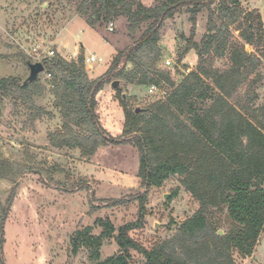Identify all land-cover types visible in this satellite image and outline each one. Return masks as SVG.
Wrapping results in <instances>:
<instances>
[{
  "label": "trees",
  "instance_id": "obj_1",
  "mask_svg": "<svg viewBox=\"0 0 264 264\" xmlns=\"http://www.w3.org/2000/svg\"><path fill=\"white\" fill-rule=\"evenodd\" d=\"M73 1L93 28L125 18V31L133 42L117 51L107 69L94 79L88 77L81 53L76 59L54 53L42 60L49 75L46 82L63 119L61 128L49 134V141L57 148H78L86 156L108 145H134L139 154L137 176L144 192L136 197L137 222L115 231L109 220L97 219L99 234H90V227L75 232L70 239L72 251L86 248L94 260L91 264H131V250L144 257L143 264H234L233 251L243 257L251 255L264 227V103L253 105L258 99L255 86L263 79L262 62L245 44L264 48L260 13L245 9L241 2L247 0H153L149 6L140 0ZM203 10L207 12L205 32L195 41L197 14ZM181 12L188 14L191 28L179 56L193 49L198 62L176 84L159 64L163 55L158 41L164 21ZM231 26L241 41H234ZM216 57H226L229 64L215 67ZM23 58L25 63L29 59ZM115 79L132 85L168 86L171 91L164 100L138 112L120 96L123 127L120 134L112 135L99 122L95 109L103 85ZM207 79L211 83H206ZM22 81L1 78L0 93L38 113L41 108L33 97L41 94L45 85L39 77L25 85ZM174 174L200 203L181 224V254L167 251L164 242L146 248L129 234L142 226L147 192ZM18 175L11 161L0 159V179L15 183ZM15 190L14 184L5 201L0 200V264H5L4 223ZM209 208L226 213L230 227L223 234L209 221ZM105 239H112L118 252L100 259L99 248Z\"/></svg>",
  "mask_w": 264,
  "mask_h": 264
},
{
  "label": "rangeland",
  "instance_id": "obj_2",
  "mask_svg": "<svg viewBox=\"0 0 264 264\" xmlns=\"http://www.w3.org/2000/svg\"><path fill=\"white\" fill-rule=\"evenodd\" d=\"M140 1L146 6L153 4V0ZM241 3L247 10L259 11L264 24V0H251L252 6L248 1ZM206 19L205 10L197 14L195 41L205 32ZM111 22V31L109 23L97 28L89 26L73 0H0V79L24 80L28 76L23 58L27 54L21 46L29 51L47 46L66 59H76L79 53L84 58L89 54L100 56L103 62L85 64L88 77L96 78L107 69L117 51L133 42L125 31V18ZM190 28L188 14L181 12L166 19L160 29L158 44L163 57L159 64L171 73L176 84L198 62L193 49L179 56ZM230 29L234 41H241L239 32L233 26ZM245 49L253 51L262 62L259 68L263 79L255 86L258 99L253 104L260 106L264 103V48L245 44ZM228 64L226 57L214 58L215 67L224 68ZM38 77L45 85L42 93L33 97L35 105L41 108L38 113L35 109L31 112L22 101L0 93V159H8L19 171L15 183L0 179L1 202L16 185L4 223L2 255L5 264H91L94 260L86 248L80 246L75 253L72 251L71 236L87 227L91 228L90 234H99L97 219L109 220L115 231L121 225L137 222L140 213L136 197L144 192L137 176L138 150L130 144L108 145L86 156L78 148L53 146L49 134L61 128L63 119L54 104L45 72ZM115 80L119 81L118 88L112 87L111 82L103 85L95 109L99 122L112 135L120 134L123 127L120 96L124 95L129 108L146 111L171 91L168 86H160L150 93L146 85ZM206 83L211 82L207 79ZM180 179L177 174L171 175L160 187L147 192L142 226L129 232L144 247L164 242L167 251L181 254V224L199 209L200 203L184 189ZM208 210L207 217L217 224V232H226L230 227L226 213ZM260 238L256 256L243 257L233 251L234 264H264V227ZM117 252L115 242L105 239L99 248V258ZM130 254L131 264H143L140 253L131 250Z\"/></svg>",
  "mask_w": 264,
  "mask_h": 264
},
{
  "label": "built area",
  "instance_id": "obj_3",
  "mask_svg": "<svg viewBox=\"0 0 264 264\" xmlns=\"http://www.w3.org/2000/svg\"><path fill=\"white\" fill-rule=\"evenodd\" d=\"M108 29L111 31L113 29V22H109V27ZM21 48L26 52L27 57L32 61V62H41L45 58H49L50 56L54 55V51L52 49H47L48 47L44 46L43 49H40L39 47H33L31 51L28 49H25L24 47L21 46ZM95 62H103V58L100 56H97L95 54H89V56L85 57L84 63L89 66L92 63ZM49 76V75H47ZM157 87L155 85H150L148 90L149 92H155L157 91Z\"/></svg>",
  "mask_w": 264,
  "mask_h": 264
},
{
  "label": "water",
  "instance_id": "obj_4",
  "mask_svg": "<svg viewBox=\"0 0 264 264\" xmlns=\"http://www.w3.org/2000/svg\"><path fill=\"white\" fill-rule=\"evenodd\" d=\"M26 65L28 67V76L22 81V84L25 85L28 82L34 81L38 78L40 73L44 72V66L41 62H32L30 59L26 60ZM118 80H114L111 82L112 87L118 88ZM124 98V95H123ZM140 108H135V111L138 112ZM165 197H167L165 195ZM221 234V231L218 232Z\"/></svg>",
  "mask_w": 264,
  "mask_h": 264
},
{
  "label": "crops",
  "instance_id": "obj_5",
  "mask_svg": "<svg viewBox=\"0 0 264 264\" xmlns=\"http://www.w3.org/2000/svg\"><path fill=\"white\" fill-rule=\"evenodd\" d=\"M248 1V3L250 4H248L249 6H252L251 5V0H247ZM254 8H257L256 6H253ZM259 12V11H258ZM260 13V12H259ZM263 21V20H262ZM263 26H264V24H263ZM74 55L76 54V53H73ZM259 238H260V236H259ZM261 240H262V238H260V241L258 242V245L256 246V250L252 253V256L253 255H255L256 256V252H257V249L261 246V244H259V243H261ZM262 259V258H261Z\"/></svg>",
  "mask_w": 264,
  "mask_h": 264
}]
</instances>
